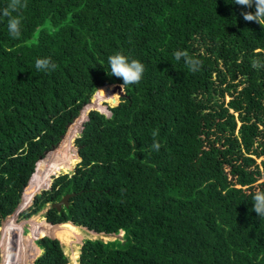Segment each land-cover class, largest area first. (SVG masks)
I'll use <instances>...</instances> for the list:
<instances>
[{
  "label": "trees",
  "instance_id": "trees-1",
  "mask_svg": "<svg viewBox=\"0 0 264 264\" xmlns=\"http://www.w3.org/2000/svg\"><path fill=\"white\" fill-rule=\"evenodd\" d=\"M9 3L0 0V10ZM22 3L27 7L13 13L22 16L19 38L9 35L8 18L0 15V231L37 176L26 204L51 176L71 169L72 141L84 124L72 174L55 178L20 214L30 219L46 209L52 225L123 233L111 241L84 240L79 264H264V218L252 211L255 191L264 190V67H252L254 60L264 65V27L242 15L255 6L234 0ZM177 50L200 59L201 70L192 73L177 61ZM118 52L146 68L141 82L123 91L108 63ZM45 57L55 71L36 69V59ZM109 87L120 91L118 103L108 115L88 113L101 107ZM77 116L62 147L43 164ZM68 194V206L52 207ZM45 235L36 231L37 246L26 236L21 252L8 230L3 264L29 261L37 247L34 264H69L60 241L39 238Z\"/></svg>",
  "mask_w": 264,
  "mask_h": 264
},
{
  "label": "rangeland",
  "instance_id": "rangeland-1",
  "mask_svg": "<svg viewBox=\"0 0 264 264\" xmlns=\"http://www.w3.org/2000/svg\"><path fill=\"white\" fill-rule=\"evenodd\" d=\"M109 89H111L112 92L107 94L106 96L101 97L102 101L99 102V103H101L100 104L101 107L95 106V108H90L88 113L92 109H95V110H98V111L103 112L105 114H109V112H110L109 108L113 107L116 103H118L119 96H120V91L119 90H116L114 87H112V88L109 87ZM100 93H101V90L95 94V96L91 99V102H92V100L97 99L99 97ZM229 100H230V98L227 96L226 97V101H229ZM88 105H89V103H88ZM68 133H69V131H68ZM78 135H79V133L76 134V136L74 137V139L72 141V145H73V147L75 149L74 154L77 156V158H75L73 160L71 169L68 170V171L67 170L66 171H61V172L57 173L56 175L51 176V181H50V185L48 186V188L51 187L52 182L55 180V178L59 177L60 175L72 174V172L76 168V165L80 161V158H79L78 153H77V148L75 146V139L78 137ZM67 136H68V134H67ZM64 141L65 140H63L61 143H56V146H54L55 149L48 155L46 161L43 164H45L50 159L51 154H53L56 150H59L62 147V144H63ZM45 154H47V152ZM260 162H261V159L258 160V163H260ZM43 164L41 165V169H42ZM36 173H37V168H36ZM51 173H53V172H51ZM49 175H47L45 178H47ZM37 178H38V176H37ZM37 178L35 180H37ZM31 180H30V182H31ZM35 180H33V182L30 185L28 195L26 197H24V198L22 196L21 203H20L18 211H16L12 216H10V217L6 218L5 220H3L2 224H1V226H2L5 223L4 235L6 233L8 234V230H13V232L16 235V238H17V243L19 245L18 248L20 250L22 249V246L24 245V241L26 240V236L29 237L30 234L33 237L32 243L35 246H37L35 244V241H36V239H38V237L34 238V234H33V231L37 230V231H41L42 233L46 234L45 236H42V237H39V238L49 237V238L57 239V240L60 241V243L62 244V246L64 248L65 253L69 257V260H70L69 264H79L78 263V259L80 257V252H81V248L83 246L84 240H87V239H91V240L102 239L103 241H111V240H113L115 238H122L123 237V233H120L117 236H114V235L106 236L104 234L97 235L96 233L94 234V232H92V231H89V230H87V229H85L83 227H76V226H74L71 223H66V224H62V225L49 224L46 221L45 217H44L46 209L43 210L38 215L31 217L30 219H24V218L20 217V214L22 212H24L27 208L30 207V205L33 202V198L36 195H38L39 193H41L44 190H48V188L41 189L37 194H35L33 196L32 200L29 202V204H26L27 203L26 202L27 201V197L30 194L31 187L35 183ZM30 182H29V184H30ZM24 192H25V190H24ZM23 195H24V193H23ZM23 207H24V210L19 211ZM17 212H18V214H17ZM45 224L53 226V227H51L50 229H47V227H45L46 226ZM72 227H75V229L72 228ZM27 251H30V249L28 248ZM21 252H22V250H21ZM40 253L41 252H40L39 248L37 247L35 249L33 257H31L29 259V261L26 260L28 262H26L24 260V263H22V264H34L35 260L39 257ZM4 254H6V250L4 248H0V263L2 261V257H4ZM24 256H26V255H24ZM14 264H16V262H14ZM19 264H21V263H19Z\"/></svg>",
  "mask_w": 264,
  "mask_h": 264
},
{
  "label": "clouds",
  "instance_id": "clouds-1",
  "mask_svg": "<svg viewBox=\"0 0 264 264\" xmlns=\"http://www.w3.org/2000/svg\"><path fill=\"white\" fill-rule=\"evenodd\" d=\"M234 4L245 6L249 9L255 6V12L247 11L243 12V18L245 21L257 22L264 27V0H234ZM27 4L22 3V0H10V3L0 10V15L7 17V28L9 35L13 38H19L22 35V16L13 13H19L22 8H26ZM174 57L177 61L183 59L185 65L192 73H196L201 70L203 62L191 56L186 50H177L174 52ZM108 63L110 65V76L121 78L123 84L121 85L122 91L127 85L139 84L146 71L145 65L138 59H132L123 53H115L108 57ZM35 67L38 71L51 72L55 71L57 65L51 61V58H37L35 61ZM253 68L264 67L258 60H254L252 63ZM117 95V94H116ZM155 138L158 132L152 133ZM153 150L159 151L161 145L154 139L152 145ZM253 209L260 218H264V190H257L253 195Z\"/></svg>",
  "mask_w": 264,
  "mask_h": 264
},
{
  "label": "water",
  "instance_id": "water-1",
  "mask_svg": "<svg viewBox=\"0 0 264 264\" xmlns=\"http://www.w3.org/2000/svg\"><path fill=\"white\" fill-rule=\"evenodd\" d=\"M90 101H91V99H90ZM90 101H89V102H90ZM92 110H95V109H92ZM107 115H108V114H107ZM76 119H78V116H77L76 118H74L73 121H71L70 123H68V124L66 125V130H65L64 134H62V135L60 136V140L58 141V143H61L63 140H65V138L67 137V134H68V129H70V127L75 123ZM86 121H88V116H87V120H86ZM83 128H84V124H83L82 129H81V131L79 132V134H81ZM77 153H78V150H77ZM47 188H48V187H47ZM49 188H50V187H49ZM49 188H48V189H49ZM72 196H73V194L65 195V196L62 198L61 201H59V202L53 204L52 207H53V208H57L58 210H61L62 206H68L69 199H70ZM34 198H35V197H34ZM34 198H33V199H34ZM19 206H20V205H19ZM18 209H19V207L16 209V211H18ZM21 210H24V207H23L22 209H20L19 211H21ZM16 211H15V212H16ZM19 213H20V212H19ZM17 214H18V212H17ZM4 220H5V219H4ZM104 235H106V234H104ZM106 236H107V235H106Z\"/></svg>",
  "mask_w": 264,
  "mask_h": 264
},
{
  "label": "bare ground",
  "instance_id": "bare-ground-1",
  "mask_svg": "<svg viewBox=\"0 0 264 264\" xmlns=\"http://www.w3.org/2000/svg\"><path fill=\"white\" fill-rule=\"evenodd\" d=\"M40 170H41V167H40V169H39V173H40ZM38 173V174H39ZM30 196V195H29ZM28 196V197H29ZM28 197H27V200H28ZM27 202V201H26ZM3 222V221H2ZM4 227H5V223L2 225V227H1V231H0V247H1V244H2V241H3V239H4V237H5V235H4ZM36 231L37 230H34L33 231V234L35 235L36 234ZM5 262V259L2 257V261H1V263L0 264H3Z\"/></svg>",
  "mask_w": 264,
  "mask_h": 264
}]
</instances>
